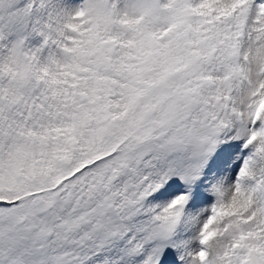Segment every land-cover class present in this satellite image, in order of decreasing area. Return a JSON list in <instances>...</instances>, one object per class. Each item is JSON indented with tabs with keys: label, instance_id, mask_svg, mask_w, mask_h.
<instances>
[{
	"label": "snow or ice",
	"instance_id": "6c2138e0",
	"mask_svg": "<svg viewBox=\"0 0 264 264\" xmlns=\"http://www.w3.org/2000/svg\"><path fill=\"white\" fill-rule=\"evenodd\" d=\"M0 264H264V0H0Z\"/></svg>",
	"mask_w": 264,
	"mask_h": 264
}]
</instances>
